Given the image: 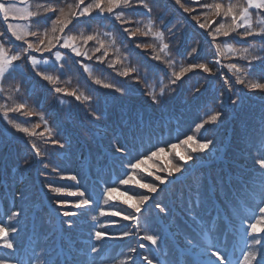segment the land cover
<instances>
[{"label": "trees", "instance_id": "1", "mask_svg": "<svg viewBox=\"0 0 264 264\" xmlns=\"http://www.w3.org/2000/svg\"><path fill=\"white\" fill-rule=\"evenodd\" d=\"M67 2L73 4L76 3V0H67ZM147 2L153 6V12L150 14L137 5V0H132V8L122 7L115 10L122 13L119 21L115 20L114 16L105 15L97 17L100 23H93L90 30L86 31L84 26L78 25L74 29L73 34H98L97 40L84 44L82 48L83 51L88 52L92 59L75 57L69 59L65 57L66 67L63 74L56 71L60 62H56L54 56L50 57L45 54L44 59L48 62L40 63L38 68L48 75H59L56 85H48L39 77H35L31 65L26 64L23 59L14 62L17 67L13 77L5 81L3 85H0V165L6 162L11 170L17 163V157L21 161L27 159L32 162L30 167H22L14 173V178L9 180L7 184L0 178V198L5 204V216L4 218L0 217V225L9 229V239L13 244L16 243V238L12 237L16 235L17 231L14 234L11 232V228L15 227L18 230L16 223L29 212L27 209L28 202L33 199L40 201L42 198H46L49 202H52L58 212L59 209L53 201L77 202L81 197L67 194V191H75L77 189L83 190L86 193V198H90L93 203L89 205V210H75L78 215L67 219H71L76 228H87V230L88 227L83 226L85 220L92 222L98 219L99 230L105 232L106 219L105 221L103 219L106 215L101 216L100 211L111 210L108 206L111 203L124 202L126 197L120 196L119 192H126L134 197L133 200L124 204L138 203V198L142 195L152 196V193H149L147 189H141L135 181L130 182L128 185L121 184L120 180L126 178V173L133 175L142 183H151L157 186L158 189L162 187V190L158 192L156 203L164 205L168 210V214L170 205L171 208L175 207L184 213L185 205H183V201L178 199V194L183 192L184 197L189 198L188 185L191 183L190 179L186 182L185 187L177 184L174 188L167 190L165 188L167 184L160 185L155 180V176H165L166 167L179 162L180 155L190 153L189 146L183 144V140L188 135H192L197 140L216 139L217 144L213 150L216 156L220 152L219 146L224 141L226 134L232 131L229 146L225 151V157L227 158L225 164L236 168L243 165V170L246 172L255 170L254 157L264 156V138L260 135L261 122L264 119V104L258 101H264V93L259 90H249L248 86L258 81L249 79L246 76L241 77L245 79V84H236V77L227 68L230 63H237L238 66L247 63L244 59V49L250 48V44H246L239 37L236 38V41H232L230 37L226 43L231 44L234 51L229 53L226 48H221L220 53L217 54L215 53V46L210 43L211 37L207 35L205 29L198 27L197 20L192 19L193 16H198L199 23H205L207 31H212L220 23L230 24L231 20L230 18L214 15L212 9L204 7V5L222 3L225 7L232 5L235 10L239 11L247 6V0H181V3L186 6L195 8L194 12H184L185 18L182 14L183 9L175 4L174 0H154V2L153 0H147ZM6 3H11L17 8L19 16H27L29 12L33 13L32 18H34L36 11H40L43 14V8L46 6V0H6ZM85 3L92 4L95 3V0H85ZM249 14L253 28L259 30L262 26L259 22L264 21V10L249 9ZM93 15L95 16L96 13L93 12ZM161 16L168 23L169 29L176 33L175 36H172L171 32L165 31L163 39L158 38L157 34L163 30L160 21L157 19ZM32 18L11 20L10 22L19 30L28 32L35 30V26L31 22ZM6 27L7 25L3 22L2 15H0V32H6ZM125 27L131 31H136L137 29L139 31L135 37L129 38L128 33L123 31ZM50 28L51 25H49L48 38L52 36ZM144 33H147V35ZM8 35L10 36V33ZM41 38H43V32ZM28 39L32 41L35 37L28 36ZM170 40L174 41V43H169ZM97 41H103L104 43V48L101 49L100 53L91 51L99 46ZM136 43L147 44L149 47L137 49L135 48ZM164 43H169V49L161 51ZM0 44H3L6 56L19 55L22 51L19 47L20 42L15 41L14 38L0 40ZM190 47H198V54L189 55L187 49ZM105 49H107V55L104 57L105 63L101 64L96 57L100 56ZM61 54L62 56L64 55V50H61ZM32 55L37 60L41 59L39 53H32ZM248 55L251 56L252 52L250 51ZM153 56H159L160 59L151 60L150 58ZM77 59L81 60V62L75 63L74 61ZM217 60L220 61L219 64L216 63ZM199 63H208V66L213 68L216 75L209 76L200 69H193L186 73L179 85L176 101L165 112L157 114L159 120L156 128L150 134L144 136L136 147L131 150L133 158L136 156L144 158L143 154H150L153 148L164 146L165 152L160 157H155L150 161L145 159V163L141 167L133 170L127 167L126 159H118L111 154L112 146L109 144L108 139H89L90 133L98 131L90 114L92 109L103 106L111 107L112 105L118 107L133 105L139 112L151 113L152 109L149 107L147 93H155L157 96H159L161 90L170 93V77L172 73H178L181 69L189 67L190 64ZM108 64H113L114 67L108 68ZM142 64L152 69L156 67L155 65H159L164 68L168 76L166 77L161 72L151 76L147 84L143 82L140 84L132 83L131 78L135 75L133 70H139V74L141 76L144 75ZM84 66L89 68L91 72H85ZM125 70L130 71L129 78L117 75V72ZM22 76L27 77L25 81L27 94L17 92L11 87L13 84L18 85ZM33 77L35 78L33 79ZM224 78H230L229 85H231L232 91L228 90L229 85L224 83ZM96 79H99L101 84H96ZM103 83L119 84V86L127 90L128 95L121 97L119 93L104 89ZM55 87L73 92L79 95L80 99L76 100L75 96H67L64 92L56 93L53 91ZM197 88L201 89L199 93L195 92ZM236 93H239L240 102L238 105H233L231 100L236 98ZM247 95L256 99H252ZM226 96L227 98H225ZM114 97L117 99H113ZM98 99L107 101V105H98ZM34 101L39 102L38 106ZM20 103H24L26 107L17 112L11 111L12 108ZM218 111H224L226 116L220 127L216 128L215 125L208 122ZM28 113L31 114L29 115ZM231 114L232 118H229ZM5 116L8 119H5ZM8 120H11L12 123L20 124L22 127H27L33 135L29 137L23 133H17ZM201 123L205 124L204 129L198 128ZM69 128L72 129L73 135L71 144L66 143L63 148L54 144V140H66L67 129ZM174 143L177 144V147L173 150L171 145ZM89 144H91V149ZM142 148L143 151L141 150ZM215 156H198L196 162L209 160L212 163ZM5 157H7L6 161ZM196 162L192 163L191 166ZM225 164L216 165L212 163L209 172L215 175L217 169ZM118 171H121L122 174V171H124L125 175L119 177L115 184H109L107 187V189L116 187L117 193L113 194L111 200L107 199L105 195L102 199L99 195L100 186L98 179L110 178L112 173H117ZM201 171L206 172V169L201 167L195 174L198 175ZM149 172L152 174L149 175ZM72 175H75L78 179H70L69 177ZM13 184L15 185L14 187L12 186ZM47 185L62 187L66 191L54 193L46 187ZM22 188L26 191V199H14L12 193H18ZM194 193L193 191L191 194L194 195ZM235 195L237 198L234 197V200L238 205L237 199H241L243 202H249L247 199L259 200L258 211L251 223L256 224L259 231L258 233H252L250 229L249 241L241 249V259L243 261L242 263L240 261L236 263L244 264V257L259 247L254 245V238L264 236V212L260 211L261 208H264V195L255 186L240 189ZM99 198H101L100 202L96 205L95 202ZM232 202L234 201L232 200ZM193 204L195 205V202ZM251 206L253 207L252 204ZM200 208H194V212L204 223V226L207 227L211 216L204 213L209 210L203 204ZM17 211H22V215L19 217L13 216V213ZM121 211L124 212V209L122 208ZM46 214V209L38 212L37 226L39 225L38 220L42 219L43 221L47 217L45 216ZM161 215L164 219L166 218L164 214L161 213ZM145 219L155 225L151 210H149ZM48 223L45 220L44 224ZM18 225L26 226L20 223ZM193 225L197 229L201 228L196 221L193 222ZM218 226L219 223L216 222L215 229ZM110 227L112 228L110 232L114 231L112 234L116 237L113 238L114 240L123 236V233L127 230L126 226L121 223L113 224ZM208 230H211V228L209 227ZM210 232L213 237L214 247L225 251L229 236L226 242H222L220 232L213 231V229ZM44 240L41 239L37 243L38 248L36 247V251L32 254L29 264H38L42 259V246L44 247L47 242V239ZM0 242V245H2L3 242ZM93 244H97L100 248L105 245L103 241L97 242L95 239ZM15 248L18 249V247ZM15 248L13 249V256L18 253ZM170 255L172 256V253ZM97 256L94 253L93 264L97 261L95 260ZM84 261L87 260L84 259ZM108 261L110 264H121L124 260L121 256L117 259L111 255ZM168 261L171 264H176L174 257L168 258Z\"/></svg>", "mask_w": 264, "mask_h": 264}, {"label": "snow or ice", "instance_id": "2", "mask_svg": "<svg viewBox=\"0 0 264 264\" xmlns=\"http://www.w3.org/2000/svg\"><path fill=\"white\" fill-rule=\"evenodd\" d=\"M154 2V0H153ZM174 3L179 5L185 13H191L195 11L194 7L186 6L181 3V0H174ZM137 5L146 10L147 13L153 12L152 4L148 3L147 0H137ZM122 7L132 8V0H95V3L87 4L85 0H76V3L70 4L67 0H46V6L43 8V14L40 11H36L33 17V13L29 12L27 16H19L18 9L15 8L11 3H6V0H0V15H2L3 22L7 25L6 32H0V40H10L14 38L15 41L20 42L19 47L22 49L19 55L12 54L6 56L4 54L3 44H0V85H3L5 81L13 77L15 68L17 67L14 62L24 60L26 64L31 65V69L35 73V77H39L42 81L46 82L48 85H56L59 80L58 76L48 75L45 72L39 70L38 65L40 63H47L48 61L44 59V55L48 54L50 57L54 56L56 62H60L57 65L56 71L60 74H63V71L66 67L65 57L71 59L75 58H84L92 59L89 56L88 52L82 50L83 45L87 44L90 41L97 40V33L93 34H83L76 33L73 34L74 29L78 25L84 26L87 30L91 29L93 23H100L97 17H103L105 15L114 16L115 20H121L122 13L116 12V9ZM204 7H210L214 15L218 17L230 18L231 23L225 24L220 23L218 27L214 28L212 31H207V26L205 23H199L198 16H193V20H197L198 27L200 29H205L207 35L211 37L210 43L215 46L216 53L219 54L221 48H226L229 53L234 51L231 44L226 43L228 38L231 37L232 41H236V38L239 37L246 44H250V48L244 49V59L247 61L246 64L238 66L237 63H230L227 65V68L233 75L236 77V84H245V79L241 78L246 76L249 79H255L258 82L249 85V90H259L261 93H264V21L259 22L262 26L259 30L253 28L252 23L250 22L249 9L264 10V0H247V6L237 11L232 5L225 7L222 3H214L211 5H204ZM74 9V11H73ZM67 10V14H66ZM93 12L96 15H93ZM32 18L31 22L35 26V30H30L24 32L19 30L11 20L17 19H28ZM162 26V31L157 34L158 38L161 40L164 37L165 31L171 32L172 36H175L176 33L169 29L168 23L164 21L163 17L157 18ZM49 25H51L50 31L52 33L51 38H48ZM242 29V31H240ZM125 33H128L129 38L135 37L139 29L136 31H131L129 28L125 27L123 29ZM43 32V38L41 34ZM10 33V36L8 35ZM147 35V33H144ZM28 36L35 37L34 40L30 41ZM82 38V42H81ZM223 38V39H218ZM258 38V39H257ZM99 44L98 47H95L91 51L94 53H100L101 49L104 48L103 41H97ZM169 43H174V41H169ZM169 43H164L161 51L169 49ZM26 46V47H25ZM149 45L136 43L135 48L142 49L147 48ZM178 49V48H177ZM176 49V51H177ZM61 50H64V55L62 56ZM189 55L198 54V47H190L187 49ZM252 52V55L249 56L248 53ZM32 53H39L41 56L40 60H37ZM107 55V49L104 52L97 56L96 59L99 63H105L104 57ZM151 60H159V56H153ZM75 63H80L81 60L77 59ZM217 64L220 63L219 60L216 61ZM154 69L149 66L142 64L144 75L139 74V70L135 71V75L132 76V83L140 84L143 82L147 84L148 79L151 76L157 75V73H164L167 77L168 73L164 68L159 65H155ZM108 68H113V64H108ZM193 69H200L204 73H207L209 76L216 75L212 67L208 66V63H199V64H190L189 67L181 69L180 72H173L170 77V93H166L164 90H161L159 96L155 93H147L149 98V107L152 109L151 113L149 112H139L136 110L135 106L130 105L128 107L112 105L111 107L103 106L92 109L90 113L93 117V121L98 129L95 133L89 134V139L96 140L97 138L103 140L108 139L109 144L112 146L111 154L116 156L118 159H126L127 167L135 170L145 163L146 160H152L155 157H160L165 152L164 146H157L153 148L149 153H145L144 158L140 156L132 157L131 150L134 149L139 141H141L144 136L150 134L157 125L159 116L166 111V109L176 101L177 93L179 91V85L182 82V78L186 73L192 71ZM85 72H91L89 68L84 66ZM117 75L129 78L130 71H120L117 72ZM33 77V79L35 78ZM27 77H20L19 84L11 85L17 92H23L27 94L26 81ZM230 78H224V83L229 85ZM96 84H101L99 79L95 80ZM103 88L119 93L121 97L128 95L127 90L119 86V84H109L103 83ZM229 91H232L231 85L228 88ZM56 93L64 92L67 96H75L76 100H79V95H76L73 92L64 91L60 87H55L53 89ZM201 91L200 88L195 89L196 93ZM113 99H117L114 97ZM240 102L239 93H236V98L231 100L233 105H238ZM38 106V101H34ZM98 105H107V101L97 100ZM26 105L20 103L16 107L12 108L11 111L17 112L24 109ZM29 115L31 113H28ZM226 114L224 111H218L213 115L208 123L215 125L216 128H219L224 121ZM5 119H8L5 116ZM12 124V127L17 133H23L29 137L33 133L27 128L22 127L20 124L12 123L11 120H8ZM198 128L204 129L205 124L201 123L198 125ZM260 135L264 138V119H262L260 127ZM73 139L72 129H67L66 140H54L53 143L59 147H65L66 143L71 144ZM87 142V141H86ZM183 144L189 146L190 153H185L180 155L179 162L172 164L171 166L166 167V175H156L155 180L159 182L160 185H166L172 183L171 177L175 176L177 179L184 177V174L189 171L192 163L196 162L198 156H215L214 149L216 147L217 141L214 138H206L197 140L192 135H188L186 139L183 140ZM174 150L177 147V144L171 145ZM91 149V144H89ZM103 155V153H101ZM218 160H222V157H215ZM7 157H5V161ZM31 161L27 159H21L17 157V163L14 168L9 169L7 163L0 165V178H2L7 184L9 180H12L13 174L16 173L20 168H27L31 166ZM254 169L251 172H246L243 170V165H240L238 168L232 167L231 165L225 164L223 167H219L215 175L210 174L209 172L201 171L199 174H193L191 177H186L185 179H190L191 183L188 185V191L190 193L189 198L185 205V216L195 221L196 214L194 208H199L202 204L208 209L212 210L216 205L227 204L230 198L240 189H246L250 186H255L262 195H264V156H257L253 158ZM152 173L149 172V175ZM72 180H77L78 178L75 175L69 177ZM135 181L141 189H147L149 193L156 194L158 192V187L154 186L151 183H142L136 178L126 173V178L121 179L120 183L123 185H128L130 182ZM15 186L14 184L12 185ZM50 191L54 193L65 192L66 189L62 187H56L52 185H47ZM162 190V189H161ZM195 192V205L191 199V193ZM117 193L116 187H109L105 192V197L109 200L112 199L113 194ZM67 194L70 196H79L81 199L77 202L61 201L56 200L53 203L57 206L59 211L57 212L58 216L68 218L78 215L77 211H72L70 209L79 210L86 206H89L93 203L90 198H86V193L83 190L77 189L75 191H67ZM14 199L24 200L26 199L25 189H20L18 193H12ZM120 196H125L126 199L124 203L134 199L132 195H128L126 192H119ZM150 199L147 195H142L138 198V203L128 204V207L132 208L133 212L139 214L142 210L141 206L144 205ZM178 199L184 201V193L180 192L178 194ZM156 209L165 216L168 214L167 208L157 203L155 205ZM261 212H264V208L260 209ZM22 215V211H17L13 213V216L19 217ZM101 216H112L120 217L125 221H136L138 225L137 216L132 215L131 213H122L120 210H109V211H100ZM217 219H219V214H217ZM62 230H71L74 227L72 220H62L60 222ZM250 229L252 233H258L256 224H251ZM17 229L15 227L11 228V232L15 233ZM130 235V232H124L123 236ZM116 238L112 234H106L101 231L94 232V239L97 242L103 241L104 239ZM143 240H147L151 243L152 246L158 247L160 240L163 237L153 234L141 237ZM0 241H2V246L4 249L13 250L14 244L9 239V229L5 226L0 225ZM254 245L259 247L256 250L249 252L244 257V264H264V236L259 238H254ZM140 248H144V245H139ZM189 251H194V246L189 244ZM92 253L98 251V245L93 244L90 248ZM133 252L136 249H132ZM202 254L210 255L215 259H209L207 261H200V264H229L228 255L226 251L221 250L220 248H214L210 253L205 250ZM142 259L146 264H159V261H155L148 255L141 254ZM0 264H14L13 261L0 257ZM132 264H135L133 260Z\"/></svg>", "mask_w": 264, "mask_h": 264}, {"label": "rangeland", "instance_id": "3", "mask_svg": "<svg viewBox=\"0 0 264 264\" xmlns=\"http://www.w3.org/2000/svg\"><path fill=\"white\" fill-rule=\"evenodd\" d=\"M45 201H47V200H45ZM38 203H41V204H38ZM36 204H38L37 205V207L39 208L41 205H42V202H41V200L40 201H38L37 199L36 200H34L33 202H31V203H29L28 205H27V207L28 206H30V205H36ZM50 205V207H52V202H49L48 203V206ZM26 216H24V217H22V218H20L19 219V221L16 223L17 225L19 224V223H21L22 221H25L26 220V218H25ZM22 219V220H21ZM104 221H105V217H104V219H103ZM16 225V226H17ZM59 230H61V232H62V229L61 228H59ZM27 231V230H26ZM25 231V232H26ZM64 231H70V230H64ZM56 232V231H55ZM55 232L53 233V235L55 234ZM41 233H43V231H40L39 232V235H41ZM52 233V232H51ZM51 233H49V234H47L44 238H43V240L44 239H47L46 237L48 236V235H50ZM132 234L131 235H133V237H135L136 236V233L133 231V232H131ZM19 234L20 233H16V235H13V237L12 238H17L18 236H19ZM52 237V236H51ZM50 237V238H51ZM36 239H37V243L39 242V240L41 241V239H39V236H37L36 237ZM62 239H64V238H56L55 239V242H59L60 240H62ZM44 242H45V240H44ZM54 243V239H52L51 238V240H49V241H47L45 244H44V247L42 246V259L38 262V264H46V258L48 257V256H50V255H52L54 252H55V249L54 248H51V249H49V250H45L44 248H47V247H49L50 245H52ZM138 243H139V245L141 244L139 241H138ZM71 245V247H72V244H70ZM189 248H187V250H188ZM189 251V250H188ZM204 251H202V250H200L199 252H198V255H202V253H203ZM59 254H60V256H62L64 259H63V261L64 262H69V261H71L72 262V259H68L69 258V253L68 252H66V253H64V252H59ZM141 254H143V253H140V255L138 256V257H132V255H133V252H132V250H126V252H124L122 255H121V257L123 258V260L124 261H122V263L121 264H130L131 262H133V260L135 261V264H146V262L142 259V256H141ZM74 255H78V254H74ZM43 258H44V260H43ZM74 259H76V258H74ZM209 259H215L214 257H210L209 255H207V256H204V258H203V261H207V260H209ZM69 260V261H68ZM161 262V261H160ZM73 263V262H72ZM162 263V262H161Z\"/></svg>", "mask_w": 264, "mask_h": 264}]
</instances>
